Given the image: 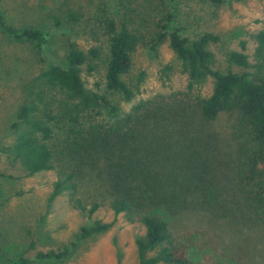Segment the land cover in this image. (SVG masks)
Returning a JSON list of instances; mask_svg holds the SVG:
<instances>
[{
	"label": "trees",
	"instance_id": "16d2710c",
	"mask_svg": "<svg viewBox=\"0 0 264 264\" xmlns=\"http://www.w3.org/2000/svg\"><path fill=\"white\" fill-rule=\"evenodd\" d=\"M123 1L119 5L126 8ZM158 1L164 10H154L157 15L151 26L142 16L133 19L128 7L130 12L123 16L103 18L105 48L90 46L84 51L68 40L63 64L42 69L24 85L22 104L10 125L15 140L5 152L24 177L56 171L48 203L65 193L74 208L88 217L103 207L114 217L122 215L129 223L140 224L144 233L135 239L137 264H241L207 218L224 217L215 207L218 195L209 189L214 173L210 159L169 167L159 158L160 144L144 143L142 133L157 138L158 131L177 122L174 114L164 116L143 102L124 111L120 103L131 102L139 93L143 74L136 79L130 75L133 54L142 43L156 51L168 42L190 90L211 79V93L195 98L197 115L204 123L228 117L231 152L224 156V163L230 172V191L226 194L233 214L236 210L240 214L238 222H252L264 230V17L254 35L251 58L240 42V51L226 53L227 70L222 71L209 49L220 37L210 32L194 38L182 36L180 28L169 27L174 16L166 9L167 0ZM51 19L60 23L58 16ZM66 19L78 21L74 13ZM0 31L14 42L28 43L36 54L47 40L41 29L7 24L1 9ZM100 68L102 81L88 88L84 77ZM170 69L166 65L161 73L167 76ZM86 175L98 185L97 194L89 200L77 195ZM112 226L113 222L94 221L81 227L80 237H94ZM69 254L64 247L2 264L58 260ZM117 263L122 264L119 251Z\"/></svg>",
	"mask_w": 264,
	"mask_h": 264
},
{
	"label": "rangeland",
	"instance_id": "374dc122",
	"mask_svg": "<svg viewBox=\"0 0 264 264\" xmlns=\"http://www.w3.org/2000/svg\"><path fill=\"white\" fill-rule=\"evenodd\" d=\"M119 4L120 0H0L7 24L33 26L47 36L40 53L36 54L28 43L14 42L0 31V264L64 247L70 254L63 259L30 264H118V251L122 255V264H137L135 239L144 233L140 224L129 223L122 215L114 217L103 207L88 217L74 208L65 193L48 203L57 180L56 171L24 177L19 165L5 152V147L15 140L10 125L22 104L24 85L42 69L63 64L64 45L68 40L84 51L90 46L105 48L107 39L102 21L106 16L118 18L133 10V19L139 20L142 16L146 25L151 26L157 15L154 10H164L158 0L123 1L130 11ZM166 9L174 16L170 29L180 28L182 36L194 38L210 32L220 37V42L210 45L209 49L215 55L216 68L226 71L225 55L229 51H240V42H244L245 53L251 58L254 35L261 28L264 17V0H222L220 4L210 0H167ZM69 13L76 14L78 21H68ZM54 15L60 18L58 25L51 19ZM143 31L144 35L148 34L147 27ZM166 65L171 67L167 76L161 73ZM102 71L100 68V72L84 77L88 88L92 89L94 83L102 81ZM140 73L143 78L137 96L128 103L117 97L114 99L121 102L124 111L143 102L146 108L160 109L164 116L174 114L177 122L172 127L158 131L157 138L148 132L142 133L143 142L160 144L159 158L166 160L169 167L186 161L190 166L203 158L210 159L214 173L209 189L213 195H218L215 207L219 206L218 211L224 215L219 219L207 217L212 229L219 234L227 250L239 257L241 264H264V230L252 222H238L237 215L240 214L237 210L233 214L231 208L234 206L226 194L230 191V172L226 169L224 156L229 157L231 152L230 121L226 115H221L215 121L204 123L196 112L195 98L211 93L212 80L190 90L187 77L180 72L179 62L168 42L156 51H151L144 43L138 46L133 54L130 76L136 79ZM164 137H167L166 142ZM89 178L88 175L82 178V187L77 194L85 200L94 197L98 190L97 183ZM225 207L227 211H223ZM232 217H235L234 222ZM97 220L113 222V226L105 233L82 239L81 227Z\"/></svg>",
	"mask_w": 264,
	"mask_h": 264
}]
</instances>
